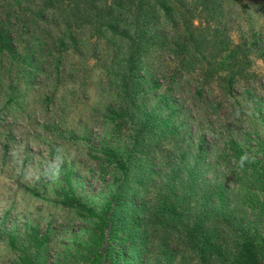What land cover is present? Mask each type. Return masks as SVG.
<instances>
[{
    "label": "rangeland",
    "instance_id": "rangeland-1",
    "mask_svg": "<svg viewBox=\"0 0 264 264\" xmlns=\"http://www.w3.org/2000/svg\"><path fill=\"white\" fill-rule=\"evenodd\" d=\"M19 1L13 7L0 0V22L12 47V54L0 50V264L16 259L5 230L22 243L25 230L34 226L49 232L54 255L82 251L92 220L53 199L69 173L74 193L100 209L119 176L99 158L100 148L124 152L130 141L127 128L115 129L104 116L115 101L106 73L107 38L85 20L72 21L74 41L64 39L60 46L63 16L50 9L40 19L34 12L41 0ZM185 2L191 6L194 0ZM213 2V18L204 10L194 19L206 27L205 57L194 54L182 63L164 45L144 59L142 74L154 84L149 105L157 106L170 132L159 148L168 155L185 148L194 154L202 141L203 158L221 164L224 144L235 140L261 158L256 149L264 138V0ZM41 24L48 43L29 47L31 26ZM207 177L228 178L212 177L211 168L199 180ZM233 195L234 204L244 201L246 220L264 223V192Z\"/></svg>",
    "mask_w": 264,
    "mask_h": 264
},
{
    "label": "trees",
    "instance_id": "trees-1",
    "mask_svg": "<svg viewBox=\"0 0 264 264\" xmlns=\"http://www.w3.org/2000/svg\"><path fill=\"white\" fill-rule=\"evenodd\" d=\"M10 1L9 6L20 7L21 1ZM213 4V0H194L191 6L185 0H41L36 17L41 19L50 9L63 16L65 32L58 45L67 38L74 41L68 26L75 21L85 20L84 25L107 38L111 53L106 73L115 101L104 116L115 129L127 128L130 141L124 152L109 145L100 148L99 158L119 172L100 209L74 193L69 173L59 198L53 199L92 220L82 251L54 255L49 232L34 226L25 230L22 243L5 230L6 242L16 253L13 264H264V223L246 220L244 201L234 204L233 195L245 198L264 192V138L257 142L261 158L235 140L224 144L221 164L217 158H203L202 141L194 154L186 148L164 154L159 146L170 132L157 106L149 105L154 84L142 74L144 59L164 45L174 49L182 63L194 54L205 57L206 27L194 19L204 10L213 18ZM43 27L31 26L29 47L48 43ZM0 50L12 54L3 22ZM210 168L212 177L229 180L200 181L201 173Z\"/></svg>",
    "mask_w": 264,
    "mask_h": 264
}]
</instances>
